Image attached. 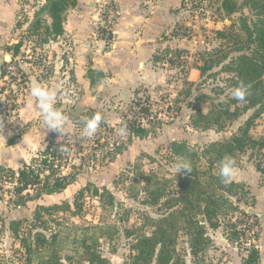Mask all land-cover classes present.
Masks as SVG:
<instances>
[{
	"label": "rangeland",
	"instance_id": "1",
	"mask_svg": "<svg viewBox=\"0 0 264 264\" xmlns=\"http://www.w3.org/2000/svg\"><path fill=\"white\" fill-rule=\"evenodd\" d=\"M81 1L80 7H70L68 12L69 24L76 28L62 37H73L77 35L75 30L85 29L81 34L86 36L76 37H102L108 50L112 44L109 37L114 36L121 15L131 4L130 12L134 14L139 9H148L152 15L153 8L160 10L156 13L160 18H164L170 9L177 19L163 33V41L176 36L184 39L186 44L162 48L159 51L162 85L154 89L155 92L139 89V97L151 107V115L143 120L149 130L147 135L138 136L127 129L126 137L121 139L116 135L121 123L137 118L130 111L135 94L130 98H119V95L110 97L102 91L103 95L98 99L96 95L100 93L95 88L102 81L90 84L89 69L93 62L87 64L84 77H78L69 58V41L61 38L45 41L44 37L31 32L37 13L51 22L45 10L47 0H0V57L5 54L13 57L10 64L0 59V71L9 73L3 84L0 80L4 100L1 109L6 116L18 113L23 100L20 94L27 86L29 76L47 78L57 92L71 90L69 97L58 98L55 105L69 118L68 134L60 138L58 132L52 131L55 135L52 133L50 142H62L64 147L69 145V152L62 153L63 158L56 161L59 164L56 172L70 175L72 182L61 192L44 193L29 200L25 206H16L12 201L16 180L0 173V264H40L53 254H58L65 264H88L80 250L85 239L109 260V264H127L137 235L152 230L149 216L158 217L161 212L157 206L143 202L146 197L143 176L155 172L162 178H172L176 173L174 164L184 160L171 153L172 142L187 141L198 150L203 157L201 164L207 167V158L201 153L205 147L230 140L247 126L250 118H253L252 137H264V110L248 108L243 102L230 104L231 111L236 110L237 116L225 119L223 126L202 129L194 126L193 118L199 110L208 113L216 104H228L234 99L229 92L233 88L230 80L233 73L224 71V66L237 52L232 50V44L219 38L217 31L235 29L244 34L242 20L256 19L249 0H236L240 8L231 16L223 11L222 0ZM138 15L134 18L136 21L143 18ZM20 41L23 43L21 52L13 56L10 48ZM218 49L224 50L218 52ZM210 54H213V68L204 75L192 76L191 67L204 65L202 57ZM166 58L172 59L173 63ZM164 59L167 62L162 66ZM221 60L225 61L221 63ZM76 110L79 113L73 117ZM96 112H100L106 122L101 124L95 136L82 138L81 121ZM38 156L40 153L35 158ZM232 158L236 161L232 181L242 187L235 189L238 192L231 199L240 208L222 218L218 229L208 230L212 241L198 260L189 253L186 238L181 234L179 250L186 264H242L248 254L247 248L257 245L263 246L260 264H264V150L247 147ZM219 166L220 162L214 166L217 174ZM95 188L111 192L115 196L114 204L109 202L106 194L103 199L96 196ZM82 190L84 193L79 196ZM29 192L33 196L37 194L33 189ZM64 202L70 203L71 211L44 209ZM76 202L81 205L80 211ZM13 220L21 221L18 236L11 228ZM232 224L241 231L237 239H230ZM127 230L134 232L130 234ZM38 235L45 236L48 242L29 253L26 243L34 247ZM23 238L25 242H22Z\"/></svg>",
	"mask_w": 264,
	"mask_h": 264
},
{
	"label": "trees",
	"instance_id": "2",
	"mask_svg": "<svg viewBox=\"0 0 264 264\" xmlns=\"http://www.w3.org/2000/svg\"><path fill=\"white\" fill-rule=\"evenodd\" d=\"M251 8L255 11L256 19L242 20L241 29L244 34L237 33L235 29L231 31L218 30L219 38L224 39V43L232 44V50L236 51L235 56L230 57L229 62L224 66V71L233 73L231 77V87H236L240 81L248 86L249 95L243 102L248 108H259L264 110V0H249ZM78 0H47L45 10L51 19L49 23L45 17L37 13L30 30L34 34H39L46 41L48 38L56 39L64 34L65 13L70 7H75ZM223 11L231 16L238 11L240 5L236 0H222ZM177 34V33H176ZM52 36V37H48ZM113 36V35H111ZM244 36V37H243ZM22 41L16 43L13 48V56L21 52ZM222 50V49H220ZM218 49V52L220 51ZM224 50V49H223ZM222 50V51H223ZM204 65L199 66L201 74L204 75L212 69L214 64L213 54L209 57L203 56ZM160 56H155L154 61H160ZM173 63L172 59H168ZM225 60H221L223 63ZM90 79L93 84L100 82L105 74L97 69H90ZM7 72L2 71V76ZM135 98L130 105V111L137 118L127 119L121 123L127 126L132 134L145 136L148 128L143 125V120L151 115V107L139 97L140 92L136 90ZM239 103L236 99L230 102H220L208 113L197 111L194 118V126L202 129H209L215 125L223 126L225 119L237 116V111H231L230 104ZM79 113L76 110L72 115L75 117ZM125 116V115H124ZM253 118L247 121V126L241 132L234 135L226 142H214L207 145L201 152L206 156L209 165L204 167L201 164V154L195 147L189 145L187 141H174L170 148L171 153L188 161L192 167V172L179 175L174 173L172 178H162L157 173L151 172L143 176L145 180L144 190L146 197L145 204L153 207L157 206L161 211L158 217L149 216L151 222V232L137 235L135 242L131 245L132 253L127 264H186L184 255L179 250V240L181 234L185 236L189 253L196 260L205 252L212 239L209 236V229H218L221 226L222 218L227 217L230 212H237L239 206L235 205L231 196L235 195L236 188L242 187L236 181H231L225 185L221 182L219 174L214 172V166L221 162L225 156L233 157L237 152L244 151L247 147L264 150V137L254 139L250 134V127ZM55 135V132H53ZM14 142V141H12ZM62 142L52 141L48 147L42 151L40 156L33 162L19 169L0 165V173L16 180L12 199L16 206H25L34 197H40L44 193L53 194L66 189L72 182L70 175H62L56 172V162L62 159ZM67 147L70 150L69 145ZM211 155V157H209ZM37 192L33 196L29 190ZM96 196L101 199L106 194L109 202L114 204L115 196L111 192H101L99 188L93 189ZM84 191H80L82 196ZM78 211L80 203L76 202ZM47 211H71L69 202L54 204L44 207ZM11 227L16 236L19 234L21 221H11ZM233 230L230 239H237L241 235L236 225L232 224ZM133 234L134 231L127 230ZM229 237V236H228ZM25 242V239H22ZM48 242L45 236L38 235L35 238L34 247L26 243L27 251L30 253L40 248ZM83 250V258L88 264H109V260L104 257L88 240H83L80 250ZM242 264H260L261 252L256 246H251ZM40 264H65L58 254L49 255ZM199 264V263H198Z\"/></svg>",
	"mask_w": 264,
	"mask_h": 264
},
{
	"label": "crops",
	"instance_id": "3",
	"mask_svg": "<svg viewBox=\"0 0 264 264\" xmlns=\"http://www.w3.org/2000/svg\"><path fill=\"white\" fill-rule=\"evenodd\" d=\"M81 4L82 1L78 0L75 7H80ZM127 7L128 9L121 15L113 31L114 36L109 37L112 38V44L108 50L105 48L106 40L102 37H76L77 35L86 36L81 34L85 32V29H80L79 32L75 30L77 35L73 37H62V35L57 37V40L61 38L71 43L69 58L78 77H84L83 74L90 61L93 62L90 69H97L105 74L102 82L95 88L100 93L96 95L98 99L101 94L103 95L102 91L110 97L119 95V98H130L135 94L134 91L139 89L155 92L154 89L159 88L164 80H162L163 71L159 65L161 60L156 62L154 57L160 56L159 51L162 48H178L186 44L184 39L176 36L163 41V33L169 29V26L175 24L177 19L170 9L163 15L164 18H160L156 14L160 11L159 9L152 8V15H149L148 9H143L144 11L139 9V12L134 14L130 12L131 4ZM69 9L65 13L63 36L71 32L72 28H76L74 24H69ZM137 14L139 18L143 17L140 21L135 20ZM166 62L164 59L162 66H165ZM190 73L192 76L202 75L199 66L195 64L191 67ZM6 78L7 76H2L0 71L1 84ZM34 82L55 90L52 85H49L47 78L38 79L29 76L27 86L20 94L23 100L18 113L15 115L9 113V116H6V112L3 113L0 106V165L14 169L24 168L30 165L35 156L38 153L41 154L50 143L53 132L41 125L35 98L30 95V87ZM2 96L3 94L0 93V105L4 101ZM256 247L261 252V261L263 246Z\"/></svg>",
	"mask_w": 264,
	"mask_h": 264
},
{
	"label": "clouds",
	"instance_id": "4",
	"mask_svg": "<svg viewBox=\"0 0 264 264\" xmlns=\"http://www.w3.org/2000/svg\"><path fill=\"white\" fill-rule=\"evenodd\" d=\"M4 63L10 64L13 57L9 54L0 57ZM70 89H64L63 91L57 92L56 90L46 88L41 86L39 83H32L30 87V95L35 98L36 108L40 113V123L41 125L49 130L55 131L62 136L68 134V117L58 109L56 105L57 99H63L70 96ZM232 98L236 99L238 102H245L246 97L250 94L248 91V86L240 81L239 84L229 90ZM83 124L82 138L90 139L95 136L104 120L103 115L100 112H96L90 118L85 117L81 121ZM116 135L123 139L127 135V126H122ZM61 152L68 153L69 149L67 147L61 146ZM236 161L234 158L225 156L220 162L219 166V177L223 184H229L234 175ZM174 170L179 175L183 172L184 174L192 172V167L190 163L186 160H179L174 164Z\"/></svg>",
	"mask_w": 264,
	"mask_h": 264
},
{
	"label": "built area",
	"instance_id": "5",
	"mask_svg": "<svg viewBox=\"0 0 264 264\" xmlns=\"http://www.w3.org/2000/svg\"><path fill=\"white\" fill-rule=\"evenodd\" d=\"M7 77L9 76V73H7V75H6Z\"/></svg>",
	"mask_w": 264,
	"mask_h": 264
}]
</instances>
